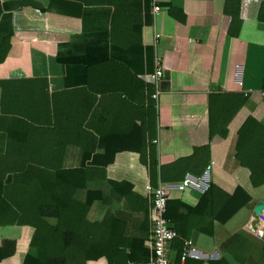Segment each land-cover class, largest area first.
<instances>
[{"label": "crops", "instance_id": "1", "mask_svg": "<svg viewBox=\"0 0 264 264\" xmlns=\"http://www.w3.org/2000/svg\"><path fill=\"white\" fill-rule=\"evenodd\" d=\"M0 4V45L7 40L0 51V195L9 200L0 209H32L24 219L0 214V264L37 258L35 210L51 203L38 194L54 192L60 175L78 186L75 203L99 195L73 222L82 242L75 254L98 256L84 264L153 258L148 186L168 192L178 230L170 264H264V183L254 185L235 157L245 121L264 125V0H240V26L232 28L226 0ZM158 60L163 78L154 100ZM236 95L245 102L226 135L211 134L210 111L215 119L230 115ZM124 145L141 151L119 150L107 163L108 152ZM211 185L216 190L202 201ZM237 189L249 202L219 221L224 196Z\"/></svg>", "mask_w": 264, "mask_h": 264}, {"label": "trees", "instance_id": "2", "mask_svg": "<svg viewBox=\"0 0 264 264\" xmlns=\"http://www.w3.org/2000/svg\"><path fill=\"white\" fill-rule=\"evenodd\" d=\"M239 5L240 0H226L225 12L231 17L230 28H232L233 25L240 26L237 21ZM1 12L2 9L0 4V15ZM258 19L264 22V7L261 9ZM238 26L234 32H232V30L229 32L232 33L234 37L237 36L239 29ZM6 43L7 40H4L1 43L0 51L6 47ZM5 54L6 53L0 57V63L4 60ZM261 88L264 91V74ZM224 100L227 101L228 99L224 98ZM234 100H238V104L235 106L234 111H232L228 116H225L226 112L221 111V115L223 116L220 115L221 119L219 120V123L217 121L220 116H216L215 119V116H213V113L210 111L211 134L217 133L221 137L226 135L228 121L231 119L232 115L237 111V109L242 107L245 102V98H243L241 95H236ZM214 125L217 126L216 130L213 127ZM243 144L246 147H243ZM237 148L239 151L238 153L236 152L235 157L238 162L250 169L252 183L254 185L264 183V125L259 124L251 118L245 121L237 133V143L235 147L236 151ZM124 149L133 150L136 148L124 145L121 147H116L111 151V153L106 151L108 152L106 162L110 163L112 161L113 155L117 151ZM60 174L62 173L60 172ZM71 176L72 175H67L65 177L66 182H63L64 179L61 177V175L57 176L53 184V188H56L54 192H51L50 194H38L40 200L43 196L51 197V203H41L35 210L36 218L40 222L35 225L36 232L32 238L31 247H36L38 256L35 259L29 258L27 256L23 264H84L88 259H95L98 257L97 255L84 256L75 254L79 252L82 247V242L77 239V237H75V232L73 230L75 215L77 214L78 216H84L89 206L92 204L94 199H96V196L99 197V195H96V193L93 192H88L86 201L83 204L75 203L73 200V194L78 186L72 185ZM18 178L21 177L16 178V183ZM208 190L209 191L207 195L203 196L202 201H206L208 196L211 195L213 191L216 190V188L211 185ZM6 194L7 192L0 195V201L9 202ZM26 196L27 195L25 193L18 194V199H23ZM224 197L225 201L223 207L218 211V216H214L221 222H226L227 219H229L233 214H235L239 209L244 207L249 202L248 196H246L241 189H237V191L230 197ZM40 200H38L39 203L41 202ZM6 205L9 207L8 204ZM169 206H171V204L168 201L166 218L177 232V225L175 224L174 219L169 215ZM31 211L32 209L25 208H15L13 210L0 209V214L1 216H8L9 213L14 214L16 217L13 219L16 220L24 219V217ZM221 212L224 217H221ZM43 218H54L57 220V224L54 226H45L42 222ZM74 250H77V252Z\"/></svg>", "mask_w": 264, "mask_h": 264}, {"label": "built area", "instance_id": "3", "mask_svg": "<svg viewBox=\"0 0 264 264\" xmlns=\"http://www.w3.org/2000/svg\"><path fill=\"white\" fill-rule=\"evenodd\" d=\"M160 9L154 7V14L158 13ZM163 78L162 67L159 60L156 62V68L152 74V80L155 85V92L153 99L157 100L159 95V84ZM187 183H185L186 185ZM183 187L180 186V190ZM148 192L151 196V210H152V222L150 231V243L153 251V258L149 262L145 263H133L128 264H170L169 256L172 251L171 246L175 239L178 238L176 230L172 227L168 219L166 218L167 203L169 196L167 189L163 186L149 187ZM191 243H185L181 260L184 261L189 254V248Z\"/></svg>", "mask_w": 264, "mask_h": 264}, {"label": "water", "instance_id": "4", "mask_svg": "<svg viewBox=\"0 0 264 264\" xmlns=\"http://www.w3.org/2000/svg\"><path fill=\"white\" fill-rule=\"evenodd\" d=\"M260 209H261V206H259V207L256 209V211H255V212H256V213H257V212H259V211H260Z\"/></svg>", "mask_w": 264, "mask_h": 264}]
</instances>
